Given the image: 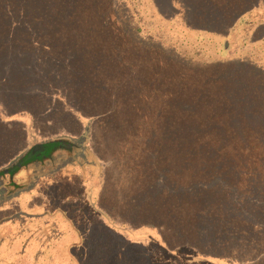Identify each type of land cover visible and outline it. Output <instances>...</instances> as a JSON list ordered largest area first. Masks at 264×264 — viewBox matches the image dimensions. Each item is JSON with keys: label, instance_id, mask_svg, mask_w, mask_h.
Instances as JSON below:
<instances>
[{"label": "trees", "instance_id": "trees-1", "mask_svg": "<svg viewBox=\"0 0 264 264\" xmlns=\"http://www.w3.org/2000/svg\"><path fill=\"white\" fill-rule=\"evenodd\" d=\"M193 2L209 63L132 39L114 0H0V178L37 143L93 152L81 207L104 220L78 264H264V71L233 57L264 0Z\"/></svg>", "mask_w": 264, "mask_h": 264}, {"label": "rangeland", "instance_id": "rangeland-1", "mask_svg": "<svg viewBox=\"0 0 264 264\" xmlns=\"http://www.w3.org/2000/svg\"><path fill=\"white\" fill-rule=\"evenodd\" d=\"M258 1L261 3V0H255L257 3ZM114 9L123 29L139 43L161 48L183 63L211 62L212 58L204 52L208 44H212L211 40H207L203 46L202 42L193 36H187L183 31L185 25L192 20L191 11H202V4L193 0H114ZM247 35L244 49L233 57L237 62L250 64L264 71V52L246 53L252 50L253 37L264 40V26L258 32L250 31ZM80 132L73 135L78 136ZM76 144L79 148L67 147L54 151L45 143L31 145L27 154L42 156L41 160H34L38 167L34 164L31 168L28 166L30 170L26 174L18 170L19 175H14L11 180L18 183L17 181L23 179L24 182L26 179L30 184L21 182L20 186L27 188L32 184L33 190L30 189L27 193L20 191L13 196L20 189L19 186L8 187L5 191L1 189L0 264H78L77 260L88 259L91 255L92 230L89 229H93L97 222H103L104 219L92 208L81 207L97 168L91 162L94 159L93 152L81 142H75ZM8 161H2L1 165H6ZM67 173H73L78 178L73 179L74 181L65 180ZM7 179L9 176L0 178V187L8 184ZM220 186L225 187L224 184ZM77 192H80L79 195ZM239 198L231 193L225 209L234 214L240 213L234 205L240 201ZM245 201L249 204L253 202L252 198L242 202ZM118 236L119 239L125 238L123 232H119ZM73 242L78 244L72 247L65 244Z\"/></svg>", "mask_w": 264, "mask_h": 264}, {"label": "flooded vegetation", "instance_id": "flooded-vegetation-1", "mask_svg": "<svg viewBox=\"0 0 264 264\" xmlns=\"http://www.w3.org/2000/svg\"><path fill=\"white\" fill-rule=\"evenodd\" d=\"M32 164H34V165H36L37 167H38V164L37 163H35V162H31V163H28L27 164V166H26V164L25 165H23L22 167H21V169H19V171L20 170H22V172L24 173V174H26V173H28V170H30V168H31V165ZM28 166H30V168L28 167ZM28 168V169H27ZM33 169V168H32ZM19 175L17 172H14L13 174H9V175H6L7 176V178H8V176H9V179H7L8 180V184H6V185H1L2 187H0V191H1V189L3 190V191H5V189H8V187H10L11 188V186H19V188L20 189H18L14 194H13V196L15 195V194H17L18 192H20V191H26V193L27 192H29L30 191V189L31 190H33V186H32V184H31V186L29 187H27V188H22L20 185H22V183H25V182H27V184H30V182H28L26 179L24 180V182H22V180H20V181H17L18 183H16V182H14V181H12L11 180V178L14 176V175ZM25 176V175H24ZM24 178V177H23ZM11 180V181H10ZM16 181V180H15ZM30 181V180H29ZM10 182H12V183H14V185H12V183H10ZM22 182V183H21ZM2 183H4L5 184V182L3 181ZM7 186V187H6ZM24 193V192H23ZM2 196L4 197V195L2 194ZM1 196V197H2ZM13 196H9L10 198H12Z\"/></svg>", "mask_w": 264, "mask_h": 264}, {"label": "crops", "instance_id": "crops-1", "mask_svg": "<svg viewBox=\"0 0 264 264\" xmlns=\"http://www.w3.org/2000/svg\"><path fill=\"white\" fill-rule=\"evenodd\" d=\"M10 161H11V160H10ZM10 161H8V163H9ZM8 163H6V164H8ZM4 165H5V164H4ZM68 177H70V179H74L75 175H73V173H67V177H65V179L67 180ZM70 181H72V180H70Z\"/></svg>", "mask_w": 264, "mask_h": 264}]
</instances>
